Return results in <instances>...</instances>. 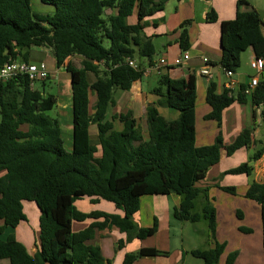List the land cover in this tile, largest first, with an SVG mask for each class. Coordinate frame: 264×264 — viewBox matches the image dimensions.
<instances>
[{"label":"trees","instance_id":"trees-1","mask_svg":"<svg viewBox=\"0 0 264 264\" xmlns=\"http://www.w3.org/2000/svg\"><path fill=\"white\" fill-rule=\"evenodd\" d=\"M54 9L52 14L35 13L32 0H0V69L7 63L30 60L32 49H48L58 69L71 74L73 91V149L65 150L58 119L49 115L58 104L55 96L35 89L27 76H19L0 85V261L10 264H110L99 247L87 245L97 230L115 227L126 235L125 243L154 237L158 223L142 228L134 221L144 197L180 196L174 212L179 222L208 223L210 239L216 240L217 213L209 188L197 187L209 170L221 162L222 151L231 157L251 145L250 131L227 145L222 138L206 147L196 145L197 79L162 77L154 94L163 105L179 113L169 122L155 106L147 109L144 134L133 114L113 116L116 91L129 92L144 78L142 60L152 63L155 48L144 34L147 19L164 12L169 0H39ZM182 0H178L181 2ZM246 1L238 2L235 20L221 24L219 66L232 75L241 67V56L252 50L256 59L264 58V23L254 10L243 12ZM115 12V14H107ZM137 13L138 22L128 20ZM217 23L214 12L207 17ZM181 26L182 52L189 50L188 26ZM82 59L66 64L71 58ZM129 61L137 63L135 69ZM211 65V66H218ZM90 76L94 81H90ZM47 81V80H46ZM42 83H45L43 81ZM245 88L218 93L217 84L208 88L206 103L211 108L206 121L222 126L223 112L233 104L247 103ZM91 96L96 97L91 107ZM252 103L261 110L264 123V82L252 94ZM91 110L93 113H91ZM120 123L122 130L115 129ZM98 132V147L91 142L90 128ZM101 155L98 157L97 154ZM259 150L252 162L261 159ZM253 168L243 164L226 175H247ZM236 196L235 188L219 187ZM82 198H95L115 205L124 216L100 212L85 214L75 206ZM246 198L261 207L264 250V183H254ZM34 203L40 210V246L31 256L15 236L1 240L7 229H16L26 221L24 203ZM202 213H195L196 203ZM95 222L86 230L73 232V222ZM104 220V223H96ZM246 234L251 230L241 229ZM225 245L196 250L191 254L203 264H219ZM157 249H143L128 254L123 264H134L146 257H167ZM237 254L228 257L234 264Z\"/></svg>","mask_w":264,"mask_h":264},{"label":"crops","instance_id":"crops-1","mask_svg":"<svg viewBox=\"0 0 264 264\" xmlns=\"http://www.w3.org/2000/svg\"><path fill=\"white\" fill-rule=\"evenodd\" d=\"M239 1L182 0L178 2V0H169L164 12L147 19L144 34L151 39L155 48V56L152 63L147 60L141 61L146 71L144 78L135 83L129 92L116 91L115 105L109 109L107 114V119L111 120L113 116L131 113L141 127L147 128V109L150 106H155L163 118L169 122L176 121L179 119V113L163 105H158L162 98L155 95L154 91L158 88L162 77H169L172 80H187L191 75H194L197 79L195 112L197 147L211 146L215 144L218 138H222L225 144L231 145L244 131H250V147L239 150L231 157H228L226 151L223 150L221 162L211 168L206 178L197 185L201 189L209 188V197L213 199L217 213L216 240L212 241L209 233L207 248L201 246L186 248L183 239L181 244L176 243L177 231L180 230V234L185 235L183 230L185 222H179L174 217L175 210L181 204V197L177 195L144 197L141 200V209L135 215L134 221L142 228H151L157 221V234L143 241L135 239L130 243H125L123 248H119V244L126 241V235L121 233L119 229L112 227L102 231L97 230L94 240L88 242L87 245L99 247L106 262L123 264L128 254H136L143 249H157L167 252L169 255L167 257H146L134 264H187L188 262L203 264L191 253L196 250L214 249L216 244H221L225 245V251L219 264H226L228 257L232 254H237L234 264H264L261 207L256 202L246 198L251 185L264 183V153L261 159L252 162L254 155L259 150H264V123L261 110H256L252 103V97H247L246 104L235 103L223 112L221 128L216 122L205 120V117L211 112V108L206 103V96L212 82L217 84L219 94L223 92L225 85L229 82L235 84L233 92L236 94L249 87L252 78L259 77L260 82H264V72L258 75L251 68V63L256 59L251 49L242 54L241 71L235 73L231 78L218 65L221 58V24L235 20ZM243 1L249 4L248 7L242 8L243 12L254 10L261 16L262 20L264 19V0ZM212 12L217 16V23L212 24L207 20L208 15ZM107 14L113 15L115 12H108ZM188 21L191 22L188 26L190 60L181 67H175L174 61L182 53L180 45L181 26ZM137 22L138 17L135 13L129 18L128 23L135 25ZM42 50L49 51L44 48ZM204 58H208L211 65H218L211 66L213 79L199 75V70L204 66ZM162 59L168 61V66L161 67L159 73L149 70ZM30 60L34 63L31 57ZM81 62V58L75 57L68 59L65 65L76 63L77 68H81ZM247 67L253 71L252 76H247ZM62 72H64V68H57L55 74ZM153 77L157 78V87L149 86ZM146 82L148 86H146ZM61 85L62 90L57 100L60 111L58 115L62 120L58 119V121L62 130L65 150L71 152L73 149L72 84L70 79L66 78ZM90 100L92 107L96 102V97L91 96ZM91 113H93L92 110ZM115 129L120 131L123 127L120 123H115ZM64 133L70 137L69 140L65 141ZM90 136L91 142L94 140V145L98 147V132L95 126L90 128ZM100 155L99 150L97 156ZM243 164H249L253 168L249 176L244 174L226 175L228 171ZM217 186L235 188L237 194L236 196L229 195ZM75 206L78 211L85 214L100 212L124 216V213L118 210L115 205L95 198L79 199L75 202ZM24 214L26 221L16 229H7L1 240L6 241L9 236L13 235L26 247L28 253L34 256L40 246L41 213L36 204L27 202L24 203ZM94 222V220H87L83 223L73 222V232H82ZM96 223H104V220H99ZM241 229L252 232L246 234ZM159 236L164 237L168 250L160 248L156 241H153ZM162 258L164 261L161 262ZM188 258H192V261H189ZM0 264H10V262L0 261Z\"/></svg>","mask_w":264,"mask_h":264},{"label":"rangeland","instance_id":"rangeland-1","mask_svg":"<svg viewBox=\"0 0 264 264\" xmlns=\"http://www.w3.org/2000/svg\"><path fill=\"white\" fill-rule=\"evenodd\" d=\"M32 7H33L34 12L38 14H52L54 12L53 7L45 6L41 4L39 0H32ZM31 58L36 64L44 62L47 65L49 73H51V76L49 77L47 81H45V83H42V82L35 83V89H38L41 91L44 90L47 94H51L58 99L60 95V91L62 90L61 84L64 83L66 78L68 80L70 79L71 81V74L68 73L66 70H64V72H62L61 74H55V72L57 71L55 58L52 55V53L49 51L47 52V51H43L42 49H32ZM239 71L241 70L239 69L238 72ZM246 74L247 76H252L253 71L249 67H247ZM90 81L91 82L94 81L93 76H90ZM145 84L146 86H148L147 82ZM149 86L157 87L158 86L157 78L153 77L152 81H150ZM58 107L59 106L57 104L55 109L52 112H50L49 115L52 116L53 118L62 120V118H60V116L58 115L60 113ZM142 130L144 134L146 135V127L144 128L142 127ZM64 139L65 141H67L70 139V137H68L67 134L64 133ZM92 142L93 144H95L94 140H92ZM201 211H202V205L200 202H197L194 212L200 214L202 213ZM183 225H184L183 230H184L185 235H181L180 230L177 231V237H175L176 243L181 244V240L183 239L185 242L186 248H193L195 246H201V247L207 248L206 245L209 244L208 242L209 229H208V223L205 220L201 221L199 224H192V223L185 222ZM153 241H156V243L158 244V246H160V248L168 250V247L166 245V242L163 236H159L155 238V240ZM188 259L189 261H192L191 260L192 258H188ZM160 261L161 262L164 261V258H162ZM194 261H198V260H194ZM187 264H192V263L188 262Z\"/></svg>","mask_w":264,"mask_h":264},{"label":"built area","instance_id":"built-area-1","mask_svg":"<svg viewBox=\"0 0 264 264\" xmlns=\"http://www.w3.org/2000/svg\"><path fill=\"white\" fill-rule=\"evenodd\" d=\"M264 23V19L262 20ZM190 60L189 52H182L178 58L174 61L175 67H181L184 63ZM129 65L135 69L138 68V65L134 61H129ZM203 67L199 70V75L201 77H205L208 79H213V75L211 72V62L208 58L203 59ZM168 66V61L166 59H162L158 64L151 67V71L159 73L161 67ZM251 68L261 75L264 72V58L255 59L251 63ZM226 75L231 78L233 75L230 72H226ZM19 76H27L29 80L32 82V85H35L37 82H43L49 79L50 73L48 71L47 65L44 62L39 64H28L24 62H13L7 63L0 69V85L3 83H7L12 79H15ZM260 84V78L255 77L251 79V84L244 91L247 97H251L254 93V90ZM235 84L229 82L225 85L227 90L233 91Z\"/></svg>","mask_w":264,"mask_h":264}]
</instances>
